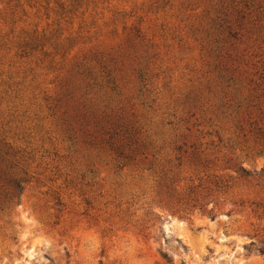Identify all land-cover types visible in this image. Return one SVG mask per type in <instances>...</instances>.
Returning a JSON list of instances; mask_svg holds the SVG:
<instances>
[{
    "label": "rangeland",
    "instance_id": "obj_1",
    "mask_svg": "<svg viewBox=\"0 0 264 264\" xmlns=\"http://www.w3.org/2000/svg\"><path fill=\"white\" fill-rule=\"evenodd\" d=\"M58 1L69 4L0 0V32H51ZM209 2L83 0L71 24L60 25L64 37L77 38L55 59V70L39 54L0 52V142L23 151L18 172L27 173L19 203L0 212V264H264V176L240 180L229 167L259 174L264 147L246 130L243 137L234 111L223 106L202 33ZM8 9L18 16L13 28L1 20ZM263 35L264 29L251 36L258 56ZM111 62L121 86L113 106L134 113L162 147L157 160L172 158L181 136L190 134L192 143L199 132L211 134L199 139L213 143L202 147L206 168L184 160L175 169L180 196L161 190L151 158L120 168L108 153L72 141L50 110L70 72L79 92L84 82L95 85L87 104L97 111L111 96L101 69ZM79 66L91 79L74 77ZM213 176L227 186L207 196ZM200 178L205 184L198 188ZM191 200L205 213L186 207Z\"/></svg>",
    "mask_w": 264,
    "mask_h": 264
},
{
    "label": "trees",
    "instance_id": "obj_2",
    "mask_svg": "<svg viewBox=\"0 0 264 264\" xmlns=\"http://www.w3.org/2000/svg\"><path fill=\"white\" fill-rule=\"evenodd\" d=\"M82 2L83 0H69V4L59 1L55 3L56 10L53 13L57 18L54 24L56 28L49 33L39 32L37 29H20L16 33L13 29L6 33L0 32V52L8 54L14 51L20 58L39 54L42 60L46 61L47 67L55 70L58 64L55 59L67 55V52L74 47L73 43L77 38L71 35L64 37L60 25L62 22L64 25L71 24L68 20L80 8ZM8 10L1 20L13 28L18 22V16L14 10ZM206 20L202 33L206 50L212 59V70L223 90L225 100L223 106L234 111L237 118L236 126L242 136H246L244 133L246 130L264 147V56H258L255 52L259 47L252 46V54L248 58L251 36L260 34L264 29V0H210ZM134 36L137 39L138 32H135ZM259 38L264 43V35ZM257 41L256 39L253 44L256 45ZM257 57L262 58L252 63ZM111 63L109 69L101 66L107 80L105 88L111 96L103 97L102 106L97 108V111L91 110L87 104L88 90L95 85L84 80L91 79V74L82 70L80 66L77 67L74 77L77 76L78 79H82V83L84 82V93L82 89L79 92L69 72V77L61 81L59 92L52 100L50 110L53 115H58L57 121L72 141L108 153L120 164V168L129 164L148 162V158H151L149 170L156 167L161 190L170 198H175V195L180 196L174 189L176 177L174 171L182 166L184 160L195 169L206 168L209 161L203 158V155L206 156L204 154L206 149L202 150V147H211L213 143H200L199 139L209 137L211 134L199 132L192 143L187 141L191 138L190 134L181 136L180 144H175L171 148L174 156L157 160V151L162 150V147L155 146V142L146 131H143L134 113L121 106H113L121 86L117 80L118 74L114 76L115 62ZM141 73L140 70L137 71L139 79ZM195 107L192 105V108ZM186 130L190 133L189 128ZM22 152L8 143L0 142V212L9 210L12 204L19 203L23 185L27 183L25 170L18 172V166L23 158ZM28 156L31 159V156ZM229 167L234 169L237 179L240 180L254 178L260 180L264 176V167L259 174L250 173L241 167L230 165ZM212 178L214 179L212 189L205 190L207 196L213 190L218 192L227 186L228 181L223 182L220 177L215 176ZM198 181V188L204 186L205 182L201 178ZM197 187L190 188L187 198L194 195ZM186 207L205 213L204 205L196 200L187 202ZM260 252L264 254V250Z\"/></svg>",
    "mask_w": 264,
    "mask_h": 264
}]
</instances>
